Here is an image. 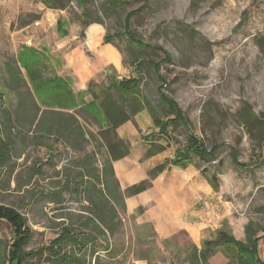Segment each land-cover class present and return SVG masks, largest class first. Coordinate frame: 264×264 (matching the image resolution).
I'll list each match as a JSON object with an SVG mask.
<instances>
[{
  "label": "rangeland",
  "instance_id": "obj_1",
  "mask_svg": "<svg viewBox=\"0 0 264 264\" xmlns=\"http://www.w3.org/2000/svg\"><path fill=\"white\" fill-rule=\"evenodd\" d=\"M121 1L113 5L106 0H0L3 96L11 101L15 98L3 88L2 65L15 60L25 47L38 52L32 57L41 59L44 76L70 79L74 92L85 89L89 81L99 92L109 76L137 75L131 59L159 61L162 52L132 47L125 36L113 37L110 43L102 42V37L122 31L125 15L145 6L131 17V30L170 55V61L160 66L168 82L163 90L183 113L187 127L175 118L178 123L161 134L147 109L141 110L116 129L130 144V154L114 161L113 168L125 190L145 179L150 168L169 161L157 179L159 195L168 194L170 206L179 211L182 220L186 218L187 226L163 236L171 228L154 222L158 213L155 200L143 202L142 194L128 196L125 208H118L121 229L109 239L116 258L122 264H147V259L152 264H169L168 251L181 250L184 257L190 242L200 246L203 239H213L221 230L244 240L245 225L252 222L261 235L258 255L264 262V155L258 148L264 141V120L251 132L244 123L264 110V0ZM59 21L67 29L65 37L57 28ZM90 27L97 28L91 39ZM111 50L118 54L117 62L113 63ZM98 51H104L107 58L99 57ZM86 63L92 68L81 81V67ZM21 73L30 88L25 69ZM138 77L142 93L161 118L156 92L161 82L148 65ZM112 94L118 97L115 90ZM78 116L95 136L99 125L83 112ZM14 133L23 138H15L10 159L0 164V205L25 217L31 231L25 249L35 250L56 236L59 223L68 214L83 212L86 204L77 195L63 193L59 203L50 202L47 195L58 190L56 183L79 154L58 143L57 154L49 157L48 145L38 144L33 130ZM193 135L195 139L190 138ZM157 144L164 149L152 156L145 154ZM86 151L94 153L95 165L100 166L103 145L90 140ZM165 238L171 243L168 250L162 249ZM10 243V227L0 221V264H7ZM218 249L209 264L228 261L227 251Z\"/></svg>",
  "mask_w": 264,
  "mask_h": 264
},
{
  "label": "trees",
  "instance_id": "obj_2",
  "mask_svg": "<svg viewBox=\"0 0 264 264\" xmlns=\"http://www.w3.org/2000/svg\"><path fill=\"white\" fill-rule=\"evenodd\" d=\"M106 1L113 5L122 3L121 0ZM142 8L129 11L124 17L122 31L106 33L103 42L110 43L113 37L125 36L132 47L159 50L163 57L159 61L148 58L131 59L130 64L137 75L121 79L109 76L107 84L100 87L99 92H96L93 81H89L84 90L74 92L70 79L44 76L40 70L41 59L32 57L38 56L33 48L25 47L18 52L15 60L6 61L2 65L3 88L15 98L14 102L7 100L0 86V164L3 165L11 157L15 138L20 136V133L15 136L14 132L31 129L37 136L38 144L48 145L51 151L49 157L57 154L58 143L79 154L72 168L67 169L62 180L56 183L58 190L47 193L49 201L59 203L62 201V194L67 193L77 195L86 204L82 213L68 214V219L59 223L56 236L47 245L35 250L25 249L31 238L25 217L10 206L0 205V221L6 222L11 230V243L5 257L7 264H122L121 259L116 258L115 248L109 241L121 229L118 208H125L126 197L148 188L150 180L167 169L169 161L149 169L148 179L121 190L113 162L130 154V144L125 138L119 137L116 129L144 109H147L161 134L178 123L175 118H180L187 127L183 113L172 97L163 90L168 82L160 73V66L163 62L170 61V55L161 46L151 45L131 30V17ZM57 28L63 36L67 35L63 22H57ZM146 65L152 68L161 82L156 87L161 118L140 89L138 75ZM21 68L27 73L30 88L26 86ZM113 90L118 93L116 99L112 94ZM124 101H128L129 105L124 107ZM78 112L89 115L99 125L95 136L80 121ZM259 120H264V110L258 116L245 120L248 132H251L253 126L258 127ZM190 138L195 139L194 135ZM90 140H95L97 145L101 144L105 149L100 166L95 165L94 153L86 151ZM258 145L264 155V141ZM163 149V145L157 144L153 149L148 148L145 154L152 156ZM40 167L41 165L36 168L37 173L40 172ZM212 186L216 188V185ZM258 230L252 222L247 223L244 228L245 238L241 241L221 230L215 238L203 239L200 246L190 242L184 250V257L180 254L181 250L174 254L168 251L169 264L182 261L187 264H209L210 258L218 252V247L227 251L226 264H264L258 255V242L261 238ZM161 245L163 250H168L171 243L165 238ZM147 264L152 262L147 259Z\"/></svg>",
  "mask_w": 264,
  "mask_h": 264
},
{
  "label": "crops",
  "instance_id": "obj_3",
  "mask_svg": "<svg viewBox=\"0 0 264 264\" xmlns=\"http://www.w3.org/2000/svg\"><path fill=\"white\" fill-rule=\"evenodd\" d=\"M90 28H94L95 34H96L97 28L96 27H90ZM65 36H67V35H65ZM65 36H63V37H65ZM103 37H102V42H103ZM88 38L91 39L89 36H88ZM111 53H112L111 58L113 57V63L117 62L118 54H116L112 50H111ZM90 68H92V66L88 63H86L83 66V68L81 67V71H80L81 72V74H80L81 81H83V79H85L88 76ZM123 78H127V77H123ZM118 79H121V78H118ZM88 83H87V85H88ZM82 90H84V88H82ZM146 150H145V152H146ZM161 173H159L156 177H154L153 179L150 180V182H151L150 187H148L145 190L137 193L136 195L142 194V197L140 198V200H142L143 202H147L150 199L155 200L158 213L154 217V222H156L159 227H165L166 229L171 228V230H168L165 233H161L163 236H167V235H170L171 233H174V231L178 227L187 226V222H186V218H184L183 220L181 219V216L179 215V211L176 208L170 206V200H169V196L167 193L159 195V189H158L159 188L158 187L159 181H157V179L159 178L158 176ZM145 179H148L147 173H146ZM145 179L143 178V180H145ZM143 180H140V181H143ZM136 203H137V201H135V203H131V204H132V206H134ZM162 222H166L167 224H163Z\"/></svg>",
  "mask_w": 264,
  "mask_h": 264
},
{
  "label": "bare ground",
  "instance_id": "obj_4",
  "mask_svg": "<svg viewBox=\"0 0 264 264\" xmlns=\"http://www.w3.org/2000/svg\"><path fill=\"white\" fill-rule=\"evenodd\" d=\"M88 35H89V37H93L95 35V29L90 28V30L88 31ZM98 52H99V54H98L99 57L102 56L104 58H107V55L104 51H98Z\"/></svg>",
  "mask_w": 264,
  "mask_h": 264
}]
</instances>
